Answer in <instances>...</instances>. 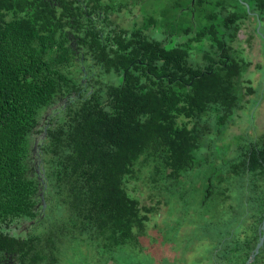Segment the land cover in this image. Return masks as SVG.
I'll return each instance as SVG.
<instances>
[{
	"label": "trees",
	"instance_id": "trees-1",
	"mask_svg": "<svg viewBox=\"0 0 264 264\" xmlns=\"http://www.w3.org/2000/svg\"><path fill=\"white\" fill-rule=\"evenodd\" d=\"M83 1L0 0V264H121L156 249L167 227L152 220L195 190L204 139L215 127L224 142L236 114L262 107L235 44L252 20L264 41V0L166 2L108 31L117 45L103 44L97 20L145 0ZM235 152L226 163L243 208L210 240L213 264H245L264 219V131ZM211 174L193 212L212 197ZM250 264H264V245Z\"/></svg>",
	"mask_w": 264,
	"mask_h": 264
},
{
	"label": "rangeland",
	"instance_id": "rangeland-1",
	"mask_svg": "<svg viewBox=\"0 0 264 264\" xmlns=\"http://www.w3.org/2000/svg\"><path fill=\"white\" fill-rule=\"evenodd\" d=\"M175 1L179 3L181 0H158V4H155L154 1L145 0L140 5H131L128 10L126 8L121 10L120 13H114L112 17L121 27L123 25L131 29L134 27L132 26V24L134 25V21L131 20H137L141 23L146 11L150 12L153 8L164 7L166 2H168V5H171ZM141 11L142 14H144L143 17ZM254 27L255 20H252L247 26L245 25L239 33V42H237L235 46L242 50L247 60L251 61L245 78L251 79L252 85L258 88V93H260L261 89H264V76L262 72V68L264 67V41H262L261 37L255 32ZM155 34V36L163 37V34L160 32H155ZM171 44L172 43H168L167 46H171ZM196 55V61L203 60L198 59L200 57L198 54ZM249 97L253 98L255 94ZM256 98L257 97L252 101ZM259 102L260 101H258L255 107H251L249 104V110L244 112V114L240 112L242 114L241 116L236 114V121L227 128H224L225 130H222V132L224 131V142H216L218 131L213 127L211 135L204 139L202 143L203 146L198 150V155L202 160L205 159V161H201V164L196 168L197 170L194 171V176L196 177V182L194 183V185L196 184L195 190L193 192L191 191L187 196V189L184 188L181 191V194L187 201L180 200L179 203L173 201L168 204L165 202L161 203L159 206V213L152 220L153 231L155 228L157 230L159 229L158 227H154V224H158L160 227L166 225L167 227L163 231V236H160L159 240L156 242V249H146L142 255L135 252H131L129 255V252H127L126 256L120 258L121 264L214 263L211 254L212 244L210 240H216V237L218 240V237H220V228L223 226L222 220L229 221V223L232 219L233 221L237 220L238 217L235 214L237 213L239 215V212H241L243 208L240 186L237 182L234 184V182L231 181L233 174L227 169L228 165L226 162L227 159L230 161V159L236 156L235 148L243 141L246 134L255 137L259 131H264V98L260 109L258 108ZM255 117L256 120L253 121ZM211 140L213 143L210 144L211 146L209 148L208 144ZM227 154H229V156L225 157ZM210 173H212V197L208 201L206 207L198 209L199 213L193 212L198 206V202H195L198 199L197 196L204 195L206 191L208 184L205 182L206 178L208 181ZM205 174L208 175L204 176ZM221 176L225 179L223 182L221 181ZM144 197H146V194L143 195V199ZM146 202L150 205L156 204V199L151 201L147 199ZM233 206L238 207V210H233ZM165 220L167 221L166 224L163 222ZM172 222L173 225H171ZM206 222L207 224L205 225ZM242 235L243 237L245 236L244 234ZM171 240L173 242L175 241L177 244L175 247L176 251L174 252L173 249H169L168 246H163L165 241ZM132 260L135 262L133 263Z\"/></svg>",
	"mask_w": 264,
	"mask_h": 264
},
{
	"label": "flooded vegetation",
	"instance_id": "flooded-vegetation-1",
	"mask_svg": "<svg viewBox=\"0 0 264 264\" xmlns=\"http://www.w3.org/2000/svg\"><path fill=\"white\" fill-rule=\"evenodd\" d=\"M53 4L55 5H59V1L61 0H51ZM80 2H84L83 0H78V3ZM128 10V8H127ZM102 13V11H101ZM114 15V13L111 15V21L106 19L104 15L101 16V18H99V20H97V26H98V29L101 31V37H102V42L103 44H109V45H117L115 42V40H107L105 39V35L108 33V31H111L112 29H116V30H120L121 28H126V29H129L128 26H123L122 27L116 22V20L112 17ZM131 21H134V20H131ZM130 21V22H131ZM132 24V23H131ZM130 24V25H131ZM132 26H134L132 24ZM79 52H82L83 51H79ZM84 56L82 58V63L84 62ZM84 65H82V68H83ZM84 70H87L86 67L84 66L83 68ZM99 69H102V65H99L98 68L96 69V71H98ZM87 75V72L85 73V76ZM83 81L85 82L84 85L86 86L88 83L87 81L85 80V78H83ZM65 104L64 100L62 101H59L57 104H55L54 106H52L50 108V115L48 116V119H50L49 117H52V116H55L56 114L59 113V108L62 107V105ZM48 124H49V121H48ZM47 124V125H48Z\"/></svg>",
	"mask_w": 264,
	"mask_h": 264
},
{
	"label": "water",
	"instance_id": "water-1",
	"mask_svg": "<svg viewBox=\"0 0 264 264\" xmlns=\"http://www.w3.org/2000/svg\"><path fill=\"white\" fill-rule=\"evenodd\" d=\"M192 2L194 3V0H192ZM247 7L249 9V5H247ZM260 25L261 24L259 23L258 28H257V30L259 32H260V29H259ZM67 99H68V97L64 98V102H65L64 107L67 104ZM49 115H50V110L46 111V117ZM47 128H48V125L45 126L44 132L42 133L41 137L44 138L46 136ZM39 140H40V137H37V136H35V138L33 140V143H32V157L33 158H35V156L39 155V150H40ZM36 161H37L36 162V169H37L38 173H41V170H40L41 159L37 158ZM41 174H42V176H44V173H41ZM42 202H43V209H45L46 208V202H45L43 197H42ZM258 233H259V240H258L254 250L251 252L250 257L247 259L245 264H250L256 258V255L259 253L261 247L264 245V219L259 226Z\"/></svg>",
	"mask_w": 264,
	"mask_h": 264
}]
</instances>
